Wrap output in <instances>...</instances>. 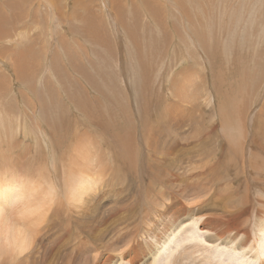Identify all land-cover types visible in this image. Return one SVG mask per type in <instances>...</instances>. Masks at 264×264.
Returning <instances> with one entry per match:
<instances>
[{
	"label": "bare ground",
	"instance_id": "1",
	"mask_svg": "<svg viewBox=\"0 0 264 264\" xmlns=\"http://www.w3.org/2000/svg\"><path fill=\"white\" fill-rule=\"evenodd\" d=\"M51 1L56 7L45 0L51 18H57L50 23L49 37L60 43L53 28L72 27L79 16L69 17L73 21L67 20L58 0ZM11 12L6 10L5 15L0 14V39L3 36L1 26L8 21V16L13 18L11 22L20 20L14 9ZM0 13H3L1 9ZM83 15L84 12L79 21L90 32L92 27ZM18 38L26 41L21 50L22 61H19L24 67L30 52L26 43L33 42L34 38L29 36L27 29L19 31ZM204 40L202 38V42ZM5 58L8 62H17L13 56ZM220 79L224 81L222 72ZM190 82L193 83L192 79ZM237 86L236 91L225 89L222 84L217 86L220 87L217 106L213 109L205 105L199 117L192 107L190 111L188 105L185 109L186 103L182 105L187 112L180 110L182 105L179 111L171 106L173 111H169L165 118L160 117V124L155 121L152 127L141 133L143 143H146L145 151L140 145L135 146L132 136H125L122 147L119 143L117 147L114 145L116 159L110 153L114 150L108 149L113 162L106 164L104 169L100 158L87 150L89 147H86L83 133L72 148L73 163L70 162L73 151L69 153V149H60L64 152L59 158L64 173L60 175L63 187L57 186L61 190L55 181L45 178V173L43 183L36 184L24 174H13L11 170L8 174L9 166L3 169L8 180L0 181V264H9L8 261L12 264H55L53 258L61 252L67 254L61 262L63 264H264V102L251 113L250 107L247 108L240 99L243 82ZM184 93L190 98L191 92ZM215 113L217 121L211 120ZM178 117L181 119H175ZM182 119L189 122H180ZM198 119L204 124L196 123ZM109 126L107 123L105 128ZM157 127L162 129L158 139ZM0 172L3 175V171ZM98 194L107 201L100 217L96 213L104 207L100 205L102 200H97ZM53 234H58L54 244L43 241ZM47 244L51 247H46ZM42 251L44 256H32ZM80 253L85 255L83 263H77Z\"/></svg>",
	"mask_w": 264,
	"mask_h": 264
},
{
	"label": "rangeland",
	"instance_id": "2",
	"mask_svg": "<svg viewBox=\"0 0 264 264\" xmlns=\"http://www.w3.org/2000/svg\"><path fill=\"white\" fill-rule=\"evenodd\" d=\"M48 1L54 4L51 0ZM13 2L18 4L14 5ZM58 2L67 20L73 21L69 17L79 16L74 22L77 26L66 25L64 30L53 28L60 43L51 41L49 37L52 31L51 24L57 17L51 18L45 0H0V9L3 11L0 14L5 15L6 10L11 12V9H14L16 18H20L17 22H11L13 18L8 16V21L1 26L3 36L0 39V75L3 78L1 76L0 81L3 82H0V102L2 101L0 170L3 171V175H0V181L6 179V172L8 174L14 172L13 174L17 175L24 174L36 184L50 178L55 181L56 187H63V177L60 175L64 173L63 167L60 166L62 163H59L60 155L67 149L71 153L82 135H89L88 137L84 135L86 147H89L87 150L92 156L100 158L104 169L106 164L113 162V157L116 159L114 147H117L118 143L122 147L125 136H132L135 146L140 145L145 151L146 143H143L141 133L152 127L155 121H158L157 125L160 124L159 118H165L174 108L178 110L186 103L185 109L187 105L190 107L189 111L192 107L191 110H196L197 117L202 114L205 105L214 109L218 104L217 95L221 84L225 89L233 88L236 91L237 85L243 82L239 98L246 103L247 108L250 107L251 113L264 102V0H58ZM200 10L208 13L202 14ZM82 12L92 27L90 32L79 21ZM192 18L195 20H190ZM190 21L194 23L196 21L197 24ZM53 25L55 27V24ZM197 28L206 31L200 33ZM23 29H27L29 36L34 38L33 42L26 43L30 52L24 67L19 61H22L21 50L25 47L23 44L26 41L18 38V32ZM185 36L189 38L186 37L185 40ZM202 38L205 43L202 42ZM190 39H194V45ZM207 45L210 46L208 49ZM5 56L10 58L13 56L17 62L12 60L8 62L6 58L5 61ZM221 72L223 82L220 79ZM190 78L192 84H189ZM180 79L183 82H180ZM228 81L230 83H227ZM248 84L249 88L246 89ZM194 90L197 91V95ZM183 92L188 94L191 92V99L187 93L183 95ZM188 100L191 101L186 102ZM192 101L193 105L190 104ZM184 107L182 105L180 110L183 111ZM216 118L218 120L215 113L211 120L217 121ZM200 121L198 119L196 123H201ZM107 123L112 127L105 128ZM161 132L162 129L157 127V139ZM110 145H113L112 148ZM26 148H29V151ZM108 149L114 150L110 152L114 155L111 154L112 159L109 158ZM72 151L71 163L74 160V149ZM60 167L62 170L57 169ZM44 173L47 175L45 178ZM101 196L98 194L97 200L101 199L100 205L104 207L107 201ZM104 209L105 207L96 215L100 217ZM76 223L79 224L78 221ZM57 237L58 234L46 236L43 241L49 240L54 244ZM48 246L51 247V244L46 245ZM33 254L34 258L44 256V251ZM84 256L80 253L79 258L76 257L77 263H83ZM64 257H67V254L61 252L53 258V263L63 264L61 262H64ZM8 263L12 264L11 261Z\"/></svg>",
	"mask_w": 264,
	"mask_h": 264
}]
</instances>
